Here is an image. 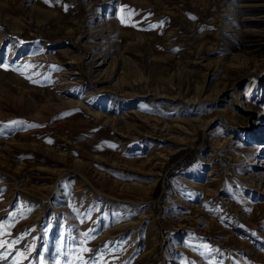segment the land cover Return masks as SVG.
<instances>
[{
    "label": "rangeland",
    "instance_id": "374dc122",
    "mask_svg": "<svg viewBox=\"0 0 264 264\" xmlns=\"http://www.w3.org/2000/svg\"><path fill=\"white\" fill-rule=\"evenodd\" d=\"M0 264H264V0H0Z\"/></svg>",
    "mask_w": 264,
    "mask_h": 264
},
{
    "label": "snow or ice",
    "instance_id": "6c2138e0",
    "mask_svg": "<svg viewBox=\"0 0 264 264\" xmlns=\"http://www.w3.org/2000/svg\"><path fill=\"white\" fill-rule=\"evenodd\" d=\"M85 251H87V249H85Z\"/></svg>",
    "mask_w": 264,
    "mask_h": 264
},
{
    "label": "trees",
    "instance_id": "16d2710c",
    "mask_svg": "<svg viewBox=\"0 0 264 264\" xmlns=\"http://www.w3.org/2000/svg\"><path fill=\"white\" fill-rule=\"evenodd\" d=\"M179 164H180V163H179ZM179 164H178V165H179Z\"/></svg>",
    "mask_w": 264,
    "mask_h": 264
}]
</instances>
